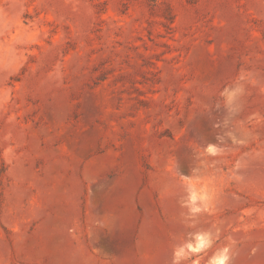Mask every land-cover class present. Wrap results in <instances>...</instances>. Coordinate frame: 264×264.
I'll return each mask as SVG.
<instances>
[{
  "label": "rangeland",
  "instance_id": "obj_1",
  "mask_svg": "<svg viewBox=\"0 0 264 264\" xmlns=\"http://www.w3.org/2000/svg\"><path fill=\"white\" fill-rule=\"evenodd\" d=\"M199 232L181 264H264V0H0V264H172Z\"/></svg>",
  "mask_w": 264,
  "mask_h": 264
},
{
  "label": "clouds",
  "instance_id": "obj_2",
  "mask_svg": "<svg viewBox=\"0 0 264 264\" xmlns=\"http://www.w3.org/2000/svg\"><path fill=\"white\" fill-rule=\"evenodd\" d=\"M242 89H233L229 90L225 88L221 93L222 96L227 98V103H231L235 100L238 93L242 92ZM221 139V137H217ZM206 151L210 154L215 155L218 151V146L216 144H208L206 147ZM199 193L194 190L192 187L188 189V198L184 202L185 206L190 208V212L197 213L200 211V208L196 207L197 201L200 199ZM191 239L180 246H177L173 252V260L172 264H181V261L191 253H200L212 246V236L210 232H199L195 234H190ZM231 256L230 250L228 247H225L219 251H217L209 260L208 264H230Z\"/></svg>",
  "mask_w": 264,
  "mask_h": 264
}]
</instances>
